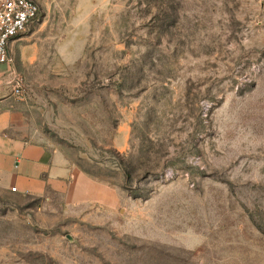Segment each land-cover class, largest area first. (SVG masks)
Here are the masks:
<instances>
[{"label": "rangeland", "instance_id": "obj_1", "mask_svg": "<svg viewBox=\"0 0 264 264\" xmlns=\"http://www.w3.org/2000/svg\"><path fill=\"white\" fill-rule=\"evenodd\" d=\"M37 1L7 91L120 201L0 188V264H264V0Z\"/></svg>", "mask_w": 264, "mask_h": 264}, {"label": "crops", "instance_id": "obj_2", "mask_svg": "<svg viewBox=\"0 0 264 264\" xmlns=\"http://www.w3.org/2000/svg\"><path fill=\"white\" fill-rule=\"evenodd\" d=\"M18 42L12 45L13 54ZM21 49L23 54L29 50ZM10 70L0 65V188L14 195L61 196L68 206L96 205L116 210L118 190L91 178L60 151L32 138L22 112L15 106L14 95L7 91L13 82Z\"/></svg>", "mask_w": 264, "mask_h": 264}, {"label": "built area", "instance_id": "obj_3", "mask_svg": "<svg viewBox=\"0 0 264 264\" xmlns=\"http://www.w3.org/2000/svg\"><path fill=\"white\" fill-rule=\"evenodd\" d=\"M42 9L37 0H3L0 2V65L12 68V45L41 19ZM14 94L20 95L22 79L14 77ZM16 192V188H12Z\"/></svg>", "mask_w": 264, "mask_h": 264}]
</instances>
